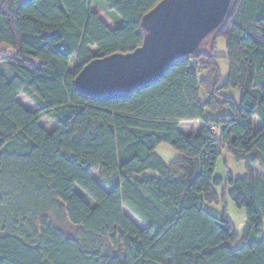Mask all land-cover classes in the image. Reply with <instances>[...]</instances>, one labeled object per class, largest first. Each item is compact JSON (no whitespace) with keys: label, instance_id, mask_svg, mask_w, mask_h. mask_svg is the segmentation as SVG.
Segmentation results:
<instances>
[{"label":"trees","instance_id":"1","mask_svg":"<svg viewBox=\"0 0 264 264\" xmlns=\"http://www.w3.org/2000/svg\"><path fill=\"white\" fill-rule=\"evenodd\" d=\"M97 1L116 15L114 30L92 11L95 0H0V48L13 51L0 56V264H264L256 169L264 171V0H235L201 55L110 102L80 94L76 76L95 59L139 48L142 18L162 0ZM222 38L225 57L216 55ZM219 58L230 63L225 82ZM232 90L239 100L225 94ZM21 94L38 110L25 109ZM43 119L55 123L52 133ZM183 122L200 123L199 134H182ZM161 145L181 158L166 164ZM224 150L245 162L244 177L216 176ZM227 197L248 220L239 249L231 221L205 208ZM52 213L76 232L68 236Z\"/></svg>","mask_w":264,"mask_h":264},{"label":"water","instance_id":"2","mask_svg":"<svg viewBox=\"0 0 264 264\" xmlns=\"http://www.w3.org/2000/svg\"><path fill=\"white\" fill-rule=\"evenodd\" d=\"M235 0H162L141 21L142 45L95 59L76 76V90L92 99H127L160 80L180 59H195L227 22Z\"/></svg>","mask_w":264,"mask_h":264},{"label":"rangeland","instance_id":"3","mask_svg":"<svg viewBox=\"0 0 264 264\" xmlns=\"http://www.w3.org/2000/svg\"><path fill=\"white\" fill-rule=\"evenodd\" d=\"M92 11L97 13L100 17V19L112 30H114L117 26V17L114 14L107 13L102 9V5L100 2L95 0L94 4L92 5ZM13 51L9 48L2 47L0 48V56L9 55ZM216 55L220 57H225L227 55V47L225 40L219 39L217 41V50ZM217 65L221 71V76L223 79V82L226 81V79L229 76L230 73V63L225 58H219L217 60ZM208 76V71H203L199 74L200 79H204ZM225 94L228 96H233L236 100L240 99V91H228ZM201 98L203 100H206V96L204 92L202 91ZM191 123V124H190ZM190 125H193L192 122H189ZM195 130L197 131V126H195ZM157 156L166 164H169L173 162L174 160L181 158V154L172 149L168 145H161L156 150ZM257 171L264 177V171L259 167L256 166ZM246 174V164L245 162H238L234 160V158L229 154L227 150L223 151L222 157L218 161L217 167H216V176L227 181L230 177L233 178H242ZM143 176H149V177H158V175L154 172L148 171ZM94 179L104 188L107 190L105 185L101 182L99 178V173L94 174ZM75 192L81 196L90 206L93 208L96 206L95 202L86 194L84 190H82L80 187L75 188ZM218 194L220 197H222L221 189H218ZM206 210L214 217L222 219L224 216L227 217L231 223L233 224L239 238L236 243L232 245L234 249H239L243 244V236L246 234L248 230V220L246 216V212L244 210H239L236 208V206L233 204L230 198H226L224 201H221L220 205H209L206 204L205 206ZM126 215L132 219L138 226L143 227V224L128 210H124ZM50 219L53 221V223L61 228L68 236H72L77 228L73 227L68 223L66 220L65 215H58L56 213H52L50 215Z\"/></svg>","mask_w":264,"mask_h":264},{"label":"crops","instance_id":"4","mask_svg":"<svg viewBox=\"0 0 264 264\" xmlns=\"http://www.w3.org/2000/svg\"><path fill=\"white\" fill-rule=\"evenodd\" d=\"M18 102L27 110H30L33 112L38 110V107L36 106V104H34L25 94H21L18 97ZM192 123L193 125H190L191 123L189 124V122H183L179 125L178 130L184 135L199 134L201 130V124L198 122H192ZM40 125L48 133H52L56 128L55 123L47 119L41 120ZM261 125H262L261 121L256 118L254 121L255 131L259 130ZM195 126H197V131L195 130L196 128Z\"/></svg>","mask_w":264,"mask_h":264},{"label":"built area","instance_id":"5","mask_svg":"<svg viewBox=\"0 0 264 264\" xmlns=\"http://www.w3.org/2000/svg\"><path fill=\"white\" fill-rule=\"evenodd\" d=\"M190 70H194V68L190 67ZM210 130L215 134L217 132V127L216 126H211Z\"/></svg>","mask_w":264,"mask_h":264}]
</instances>
